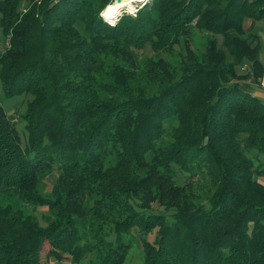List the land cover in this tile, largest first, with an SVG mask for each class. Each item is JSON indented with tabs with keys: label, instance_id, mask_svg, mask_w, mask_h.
<instances>
[{
	"label": "trees",
	"instance_id": "16d2710c",
	"mask_svg": "<svg viewBox=\"0 0 264 264\" xmlns=\"http://www.w3.org/2000/svg\"><path fill=\"white\" fill-rule=\"evenodd\" d=\"M27 1L0 0V81L7 96L32 97L25 143L0 105V193L36 208L49 203V173L50 192L67 186L78 199L102 176L116 222L95 244L97 264L134 250V264H264V98L238 72L250 61L262 75L244 22L264 17V0H150L115 27L100 15L112 0H31L22 14ZM193 34L202 43L184 48ZM177 47L163 85L131 68L136 51ZM148 169L169 177L166 194L145 183ZM46 241L78 260L92 249L70 213L46 227L0 205V264H40Z\"/></svg>",
	"mask_w": 264,
	"mask_h": 264
},
{
	"label": "rangeland",
	"instance_id": "374dc122",
	"mask_svg": "<svg viewBox=\"0 0 264 264\" xmlns=\"http://www.w3.org/2000/svg\"><path fill=\"white\" fill-rule=\"evenodd\" d=\"M149 1L150 0H147V2ZM38 3H40V0H38ZM32 4L33 2H31V0L25 2L22 5L21 13H26L29 8H31ZM121 12L124 14L126 11L122 8ZM244 25L245 28L255 37L252 43L253 46L259 48L262 62L264 64V17L256 20L247 18ZM2 38L3 33L0 26V42ZM7 38L8 37H6V39ZM201 43V36L199 34H193L192 39L187 41L184 48L193 49ZM5 46L6 48L9 47L10 43L8 42ZM177 49L179 51L174 50L172 53L167 51L162 53L142 54L141 51H136L133 53L134 58H132L131 68L132 70H138V73L141 74V81L144 79L148 81L150 85L154 82H158V86L163 85L169 77H175V71H177L180 66L181 55L185 53V51L181 50L179 47H177ZM246 65L248 67L245 68ZM238 72L244 75L243 79H241L243 82L242 85L246 86L252 93L264 98V69H262V75L257 78L253 73L252 62L248 61L239 66ZM31 98L30 94H21L11 97L7 96L0 81V105L16 124L22 143H25L27 140V130L22 114L28 110ZM169 133L170 132L167 133V138H170ZM250 154L254 155L253 152ZM263 159L264 157L261 156V160H256V165H259L261 161H264ZM106 162V166L109 168H114L117 165V160L113 155H111ZM106 171L107 170L104 168L103 173ZM143 174H147L145 183L148 186L153 187V189L156 190L161 187L163 194L167 193L169 177L166 178V175H164L162 178H158L156 173L149 169L147 172H143L140 176H143ZM129 175L135 176V173L129 172ZM115 176L117 178V175ZM119 176L124 177V175ZM259 179L264 182V175H260ZM56 180V173H49L42 177L41 192L49 202L47 205L38 206L36 208L30 204L23 205V201L13 192L0 193V205L6 206L7 204L12 203L15 208L23 207L24 211L27 213H34L41 225L46 227L56 224L61 215L68 216L70 213L75 220L78 230L82 235L85 234V236H88L90 244H92H89L92 249L87 252L86 255H83L84 259L78 260L68 251L54 248L46 241L44 249L41 252L40 264H97V258L100 254L95 248V244L101 242V238H107L111 234L116 222V210L110 208V204L107 201V195L105 196L104 193L106 184L103 181V177L101 176L100 178H94L89 181L88 184L93 189L88 192L84 199H78L75 194H69L67 186L62 187L64 189L61 188L62 190H58L56 193L50 192V189L56 183ZM173 184H176L175 181ZM108 191L109 189L106 190V192ZM141 257H143L142 251L134 250L125 264H134Z\"/></svg>",
	"mask_w": 264,
	"mask_h": 264
},
{
	"label": "clouds",
	"instance_id": "9594fccd",
	"mask_svg": "<svg viewBox=\"0 0 264 264\" xmlns=\"http://www.w3.org/2000/svg\"><path fill=\"white\" fill-rule=\"evenodd\" d=\"M138 2L143 6L147 0H112V2L101 11L100 15L110 26L115 27L119 18L123 15L121 9L124 8L127 13L135 16L138 9L134 7V4Z\"/></svg>",
	"mask_w": 264,
	"mask_h": 264
},
{
	"label": "built area",
	"instance_id": "2783aa9c",
	"mask_svg": "<svg viewBox=\"0 0 264 264\" xmlns=\"http://www.w3.org/2000/svg\"><path fill=\"white\" fill-rule=\"evenodd\" d=\"M139 3V2H138ZM141 4H134V7H136L138 10L140 8ZM138 12V11H137ZM248 67L247 65L245 66V68Z\"/></svg>",
	"mask_w": 264,
	"mask_h": 264
},
{
	"label": "bare ground",
	"instance_id": "6f19581e",
	"mask_svg": "<svg viewBox=\"0 0 264 264\" xmlns=\"http://www.w3.org/2000/svg\"><path fill=\"white\" fill-rule=\"evenodd\" d=\"M126 7V6H125Z\"/></svg>",
	"mask_w": 264,
	"mask_h": 264
}]
</instances>
